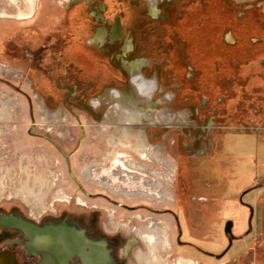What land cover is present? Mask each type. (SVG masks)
Returning a JSON list of instances; mask_svg holds the SVG:
<instances>
[{
    "label": "rangeland",
    "instance_id": "rangeland-1",
    "mask_svg": "<svg viewBox=\"0 0 264 264\" xmlns=\"http://www.w3.org/2000/svg\"><path fill=\"white\" fill-rule=\"evenodd\" d=\"M188 5L189 0H159L158 8L153 13L148 0H39L36 11L30 17L21 18L19 11L25 9L24 0H0L1 13L15 14L17 11L16 17L0 16V63L13 66L18 70V73H0V105L3 104V100H9L5 102L13 105L10 110L11 121L6 122L2 120L5 118L0 117L2 120L0 121V178L8 185L7 187H15L14 185L21 184L22 179L33 183L38 175L37 177L44 182V189L48 190L41 202L49 207L54 206V209H49L46 214L52 216L59 214L64 218H73L82 226L98 230L110 240L112 236L117 237L118 242L113 244V247L118 264H138L131 255L126 256L118 250L126 237L124 230L108 233L105 228V226L115 228L118 222H122L117 219L124 215L123 208L113 205L110 200L127 199L128 196L87 181L83 175V169L91 160H102L108 146L106 141L108 133L119 131L115 123L109 127V123L102 122L106 109L94 106L93 108L91 100L108 87H115L123 82L126 74L117 57L109 59L110 54L116 56L121 53V41L112 45H100L95 44L91 39L98 24L107 20L113 22L115 14H119L123 39L125 42L126 40L131 42V47L125 52L123 59L127 62L137 60L138 68H141L140 70L155 82L154 69L152 65L149 66L146 59L162 51L168 54L169 46L176 40L179 41L181 55L183 54L184 42L180 39L186 37L183 35L186 29L185 24L181 23ZM225 5L228 4L225 3ZM101 7L106 9L103 11V17L97 19L101 16L99 15ZM93 12L96 14L93 15ZM107 26L109 27L110 24ZM228 34L229 32L227 33L229 38ZM181 60H184L183 55ZM161 64L167 65V61L163 60ZM160 81L162 90L164 88L161 101L158 106L151 107L153 108L151 110L163 108L170 110L171 100L167 98V95H169L171 80L167 76H162ZM185 81L184 77L176 79V83H180L182 88L178 91L180 94L177 108L171 110L179 111L186 117L188 114V123H153V119H146L145 125L141 126L145 128L151 143L162 145L164 152L175 163L173 170H176L178 193H183V190L180 191L179 181L181 173L184 174L181 170H187L183 157L186 154H195L194 149L191 148L192 152H188L186 147V143L194 138V135L191 138L186 136V131L191 129L190 122H194V119L190 115L191 111L184 98L183 92L189 87ZM259 83L257 81V84ZM36 92L43 96L50 108L65 107L68 110L65 118L67 120L58 123L42 121ZM255 96L257 106L253 103ZM243 97L248 98L247 103L241 101L240 110L236 111L240 114L241 120L243 115L251 116L254 113L249 109L250 102V105H255L252 109H257L255 110L259 115L258 118L264 123V93L254 96L241 94V100ZM194 105V111H196L197 102ZM151 122L153 124H149ZM96 127L102 131L98 132ZM141 127L137 126L138 129ZM251 129L253 128L247 127L243 121L225 122L223 127L212 129L209 145L211 146L214 141L211 137L220 138L225 130L243 133ZM241 133L234 137L237 140L240 138L242 142L246 141L245 145L241 143L242 150L248 152L252 145L256 148V144H253L255 136ZM227 136L229 139L232 138L230 134ZM150 163L162 173V185L164 182V185L169 188V180L166 177L164 179V174L167 178L170 177L169 170L153 161ZM241 163V170L252 168L245 162ZM201 171L193 170L197 172L195 177L198 182L205 179ZM144 173L151 174L146 171ZM116 187L119 188L120 184ZM7 189L8 193H0V196L7 195L0 199V210L9 212L13 207H17L20 211L29 209L23 201V198L29 200L30 197L27 194L8 199L14 194L9 193L10 188ZM202 192L195 190L193 199L188 200L187 229L192 235L191 240L194 246L211 252L219 251L229 244V239L226 240L224 234L225 223L222 226L223 232L219 231L220 224L216 221L219 216L218 209L214 206L209 209L208 214L205 212L202 205L206 201L200 196ZM205 192L212 194L216 190L207 188ZM181 196V200L176 202L175 206L173 205L179 213L180 204L186 205L185 194ZM144 198L147 197L144 196ZM167 204L164 201L161 202V205ZM112 209L117 211L113 212L115 215L113 221H109L107 216L113 214ZM160 221L167 230V220L160 218ZM169 231L173 236L174 229L171 228ZM4 232L0 229V250L11 249L5 241ZM189 237L187 235V238ZM138 245L141 244L137 243L136 246ZM232 247L229 249V254L235 249ZM192 248L193 250H188V253L198 256L196 248ZM13 252L18 256L20 264H26L21 249L17 247ZM191 259V264H200L195 261L196 258ZM211 263L229 264V262L221 263V260L217 259H213Z\"/></svg>",
    "mask_w": 264,
    "mask_h": 264
},
{
    "label": "flooded vegetation",
    "instance_id": "flooded-vegetation-1",
    "mask_svg": "<svg viewBox=\"0 0 264 264\" xmlns=\"http://www.w3.org/2000/svg\"><path fill=\"white\" fill-rule=\"evenodd\" d=\"M225 3L228 5L226 6ZM37 6L30 15L23 17H30L36 11ZM157 8L158 6H156L154 11L152 10L153 13ZM105 9L101 7L99 14L101 16H98L99 18L97 19L103 17ZM2 14L3 16L13 15L16 17L17 11L15 14L3 12ZM95 14L93 12V15ZM107 24H110V26L108 27ZM181 24H185L186 29L183 32V35H186V37L180 39V41L184 42V52L182 54L184 60H181L182 55L179 41L177 40L169 46L168 54L162 51L160 54H153L152 57L146 59L149 66L152 65L151 67L154 69L153 80L156 83L151 95L146 101L144 100L145 103L140 101L139 94L135 91V87L132 84L134 69L136 68L135 71L142 74L145 79L150 80V77L140 70L141 68H138L139 65H136L137 60L127 62V60L123 59L125 52L131 47V42L129 40L125 42L123 39L120 15L115 14L113 22L107 20L98 24L94 29V35L91 39L92 41L94 40L95 44L112 45L117 41H121V53L116 56L110 54L109 59L112 60V58L117 57L120 60L121 68L126 74V79L120 84L115 85V87H111V89L108 87L109 90L113 89L114 91L115 89V91H120L122 99L130 95L139 107L147 106L153 109L151 107L159 105L161 93L164 90L160 86V79L162 76H167L171 80L169 95H167V98L171 100L170 106L172 107H170V110H176L178 95L180 94L178 91L182 88L180 83H176V79L184 77L185 82L189 85L188 90H183L184 98L187 101L186 105H188L191 111L190 115L194 119V122H190L191 129L186 131V136L188 135L191 138L194 135V138L186 143L188 152H192V149L195 150L193 151L195 153L205 151L207 148L211 149L213 141L211 146L209 142L212 129L214 127H223L225 122L243 121L246 126L264 125L263 120L258 118L257 109H252V106L257 104L256 96L253 98L255 105H250V102L248 103L249 109L252 110L251 112H254L251 116L243 115V119L241 120L240 114L236 112L240 110L241 101L246 104L248 100L247 97H243L241 100V94L254 96L255 94L262 95L264 93V84L261 85V83H264V0H189V5ZM176 30L178 31V27H176ZM228 32L229 38L227 36ZM163 60L167 61V65L163 66L161 64ZM182 68H184L183 71ZM15 71L18 73L16 68ZM257 81L260 83L257 84ZM38 93L36 92L35 96L40 106L45 105L49 110L66 109L63 106L55 109L50 108L43 96ZM3 98H6L5 95H3ZM195 102H197L196 111H194ZM40 114L42 115V113ZM188 117L189 115L187 114L183 123H188ZM11 119L2 120L9 122ZM41 120L47 123H58L67 119L46 121L41 118ZM109 124V127H111L112 123ZM93 126L95 128V125ZM224 132L230 135L235 133L229 130H225ZM211 139L215 140L213 137ZM154 171L160 173V170ZM169 173L170 177L168 178L164 174V179L166 177L169 180V188L163 182L162 188L167 190V192L161 199L157 197L144 198L142 196V198H134L135 200H128L129 197L127 199L113 198L110 200L113 205L123 208L124 215L117 219L122 222H119L115 228L111 227L109 229L105 226L106 231L113 233L121 229L124 230L126 237L122 247L118 248V250L126 256L131 255V257L136 259L138 264H155L154 260L156 258L162 260L163 264H191L192 262V257L188 253V250H192L193 242L191 240L192 235L187 229V206L180 204V213L173 207L176 202L178 203L181 200L182 193H178L177 191L176 170H169ZM83 175L86 178L84 170ZM149 175L151 174L145 175L149 180L148 184H146L147 186H144L143 183L138 184L132 181L127 182V188L133 189L137 187L136 189H139L141 186L151 193L158 192L160 187L150 185L156 178L152 175L149 177ZM86 180L96 184V182L90 181L87 178ZM115 186H118V184L115 183ZM17 196L11 195L8 199ZM5 197L7 195H2L0 199ZM23 201L29 209L20 211L17 207H13L9 212L0 210V213L15 215L39 227L64 222L78 225L84 228L86 237L96 246L91 248L86 247L85 255L72 254L66 258L61 256V254H42L28 250L26 243L29 238L21 228L0 225V229L5 231V241L11 247L8 250H0V256L4 253L10 254L14 257L13 263L20 264L18 256L13 252L18 247L22 251L21 254L25 256L24 260L26 264H86L89 260H92L91 262L94 264H118L113 247V244L118 242L117 237L112 236L110 240L98 230L89 226H82L73 218H64L59 214L53 216L47 215L46 213L49 209H54V206H51L52 204L50 205L51 207L46 205L42 209L38 203L36 204L38 201L33 198H29V200L23 198ZM163 201L169 205H161ZM112 210V213L117 211V209ZM114 217V213L107 216L109 221H113ZM159 218L167 220V230H165V226L161 225ZM171 228L174 229L173 236L169 231ZM152 229L153 232L151 231ZM187 235L190 237L187 238ZM162 238L166 240V247L159 249L158 255L154 256L150 251L151 246L155 245V242L160 241ZM137 243L141 245L137 247ZM87 253L90 255V258L87 256ZM196 261L204 264L198 260Z\"/></svg>",
    "mask_w": 264,
    "mask_h": 264
},
{
    "label": "bare ground",
    "instance_id": "bare-ground-1",
    "mask_svg": "<svg viewBox=\"0 0 264 264\" xmlns=\"http://www.w3.org/2000/svg\"><path fill=\"white\" fill-rule=\"evenodd\" d=\"M148 1L150 2L152 10L154 11L156 9L158 0ZM24 2L25 9L19 11L20 17L30 15L37 6L38 0H24ZM0 15H2L1 12ZM105 33L107 34V32ZM136 65H139L138 61ZM135 69L134 75L132 76V84L135 87V91L139 94L140 101L143 102L151 95L152 90L155 88V82L145 79L142 74L137 73ZM15 72V68H13L12 66L0 63V73ZM5 101L6 100H3V104L0 105V117L9 120L12 117L10 110L13 105L11 103H6L9 100H7L6 102ZM91 104L99 109L105 107L106 110L104 111L105 115L102 122L105 124L115 123L119 131L118 133L112 131L108 133L106 141L109 147L107 146L102 160H91L90 162L86 163L85 169H83L86 178L90 181L96 182V184L98 185L112 190L115 193L126 194L129 198L142 196L157 197L159 199L163 198L167 190L160 187L162 185V173H156V171L154 170L159 169L153 167V164L150 162L153 161L159 165H162L167 170H173L175 163L164 152V150L162 149V145L151 143V141L147 137L145 128L141 126H144L146 119H153L154 123H183V121L186 119V116H184V114L180 113L179 111L176 112L167 108H163L161 110H151L149 108H146L147 106L139 107L137 104H135L134 99L130 97V95H128L127 98L125 97L124 99H122L120 91H115V89L114 91L113 89L109 90V88L99 96L93 97V99L91 100ZM40 107L42 118L46 121H57L58 119L65 120L68 115L67 110H64L63 108L49 110L45 105H41ZM137 126H140L141 128L138 129ZM96 129L98 132L102 131V129H100L99 127H96ZM117 147L119 150L118 153ZM137 156H139L140 159L137 158ZM145 171L146 173H151L152 176L156 178V180H154L152 184L150 183V185L160 187L158 192L151 193L145 188L141 187L139 189H136L137 187L133 189L127 188V182L132 181L138 184L143 183L144 186H147L146 184H148L149 180L145 176ZM37 176L34 178L35 181L33 183H31L30 181H24L22 179L20 181L21 184H16L14 185L15 187H7L8 185H6L0 178V193H8L6 192L8 191L7 188H10L9 193L14 195H22L25 193L28 197L34 198L36 201H38L41 208L44 209L46 205H44L41 201L43 200L42 198L44 197V195H47L48 190L44 189V182ZM115 183L120 184V187L117 188L115 186ZM151 231L153 232V229ZM165 247L166 240L162 238L160 241L155 242V245L151 246L150 251L154 256H156L158 255L159 249H164ZM13 260L14 257L7 253H4L0 256V264H14ZM154 262L155 264H163V261L158 260L157 258L156 260H154Z\"/></svg>",
    "mask_w": 264,
    "mask_h": 264
},
{
    "label": "crops",
    "instance_id": "crops-1",
    "mask_svg": "<svg viewBox=\"0 0 264 264\" xmlns=\"http://www.w3.org/2000/svg\"><path fill=\"white\" fill-rule=\"evenodd\" d=\"M247 127L253 129L243 133L234 131L231 139L224 132L213 141L211 149L183 157L187 170H181L184 174L180 171L179 181L186 206L189 198L193 199L194 191L201 190L200 196L206 201L202 205L205 212L208 214L214 206L218 209L219 231L223 232L224 223L232 221L231 233L224 227L226 240L229 239L225 248L211 252L193 245L199 255L191 257L204 264H212L213 259L229 264H264V126ZM240 133L254 135L256 148L252 145L250 151L242 150L241 143L245 145L246 141L234 137ZM241 162L252 168L241 170ZM193 170H202L204 181L198 182L197 172ZM207 188H214L216 192L207 194ZM231 247L235 249L229 254Z\"/></svg>",
    "mask_w": 264,
    "mask_h": 264
},
{
    "label": "water",
    "instance_id": "water-1",
    "mask_svg": "<svg viewBox=\"0 0 264 264\" xmlns=\"http://www.w3.org/2000/svg\"><path fill=\"white\" fill-rule=\"evenodd\" d=\"M0 225L21 228L29 238L26 243L28 250L42 254H61L66 258L72 254L85 255L86 247L96 246L86 237L83 227L71 223L64 222L39 227L15 215L0 213ZM231 226L232 221L228 220L225 223L227 233H231ZM87 256L90 258L88 253ZM91 261H87L86 264H94Z\"/></svg>",
    "mask_w": 264,
    "mask_h": 264
}]
</instances>
